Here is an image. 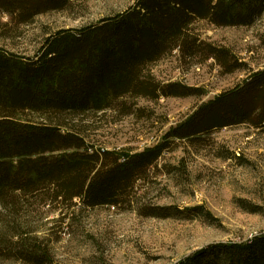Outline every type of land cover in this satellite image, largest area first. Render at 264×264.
I'll use <instances>...</instances> for the list:
<instances>
[{
    "label": "trees",
    "instance_id": "trees-1",
    "mask_svg": "<svg viewBox=\"0 0 264 264\" xmlns=\"http://www.w3.org/2000/svg\"><path fill=\"white\" fill-rule=\"evenodd\" d=\"M68 2L0 0V13L23 26ZM263 15L264 0H138L127 12L78 34L48 36L32 57L0 49V244H14L18 260L42 264L48 256L41 240L7 219L19 214L23 201L54 207L62 217L79 205L115 208L147 183L150 168L175 141L192 142L239 124L264 127V70L199 106L159 144L123 159L89 147L79 121L128 99L201 95L163 84L152 67L177 51L190 61L213 58L227 73L241 69L229 50L202 40L195 24L252 27ZM171 210L154 215L180 213ZM176 264H264V235L211 245Z\"/></svg>",
    "mask_w": 264,
    "mask_h": 264
},
{
    "label": "rangeland",
    "instance_id": "rangeland-1",
    "mask_svg": "<svg viewBox=\"0 0 264 264\" xmlns=\"http://www.w3.org/2000/svg\"><path fill=\"white\" fill-rule=\"evenodd\" d=\"M137 2L69 0L64 9L38 15L23 26L0 13V49L32 57L48 36L78 34ZM195 29L205 42L229 50L241 69L227 73L213 58L202 61V55L190 61L175 51L154 65L152 74L163 84L177 83L201 95L128 99L85 116L79 121L89 147L122 159L140 153L162 142L199 106L264 70V15L252 27L203 21ZM175 142L150 168L144 187L139 185L115 208L79 205L62 217L54 207L23 201L19 214L7 219L41 240L37 243L48 256L42 264H176L211 245L264 235V127L239 124L192 142ZM161 208L180 213L156 217ZM14 249L12 243L0 244V264H32L12 256Z\"/></svg>",
    "mask_w": 264,
    "mask_h": 264
}]
</instances>
